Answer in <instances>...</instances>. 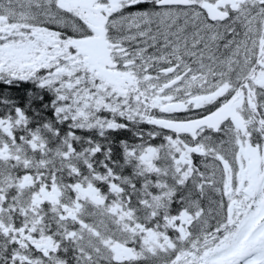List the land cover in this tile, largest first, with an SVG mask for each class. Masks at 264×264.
Returning a JSON list of instances; mask_svg holds the SVG:
<instances>
[{"label": "snow or ice", "instance_id": "6c2138e0", "mask_svg": "<svg viewBox=\"0 0 264 264\" xmlns=\"http://www.w3.org/2000/svg\"><path fill=\"white\" fill-rule=\"evenodd\" d=\"M0 264H264V0H0Z\"/></svg>", "mask_w": 264, "mask_h": 264}]
</instances>
